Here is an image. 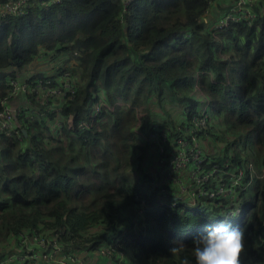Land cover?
Segmentation results:
<instances>
[{"label": "trees", "instance_id": "1", "mask_svg": "<svg viewBox=\"0 0 264 264\" xmlns=\"http://www.w3.org/2000/svg\"><path fill=\"white\" fill-rule=\"evenodd\" d=\"M212 1L28 0L25 13L0 21V99L15 70L39 54L68 55L56 71L79 80L61 107L58 134L31 117L21 139L0 135V258L6 240L35 231L56 235L66 253L117 240L127 264H195L193 241L224 220L244 231L241 264H264V12L256 6L250 24L210 29ZM151 98L186 108L177 114L176 105L175 116L161 106L168 120L155 123L171 137L185 134L190 116L207 106L215 126L198 134L203 169L251 163L258 171L239 187L237 204L204 197L150 207L142 219L131 213L156 190L148 196L139 185L153 174L140 167L151 166Z\"/></svg>", "mask_w": 264, "mask_h": 264}, {"label": "built area", "instance_id": "2", "mask_svg": "<svg viewBox=\"0 0 264 264\" xmlns=\"http://www.w3.org/2000/svg\"><path fill=\"white\" fill-rule=\"evenodd\" d=\"M130 0H124L127 4ZM260 0H232L230 7L215 21L209 24V28H223L229 23L246 21L250 24L255 17L254 7H264V1ZM213 2V1H212ZM28 0H2L0 1V21L8 15H20L28 10ZM40 58H46L43 54ZM47 59V58H46ZM29 74L24 79L18 75L9 79V90L0 99V135L15 136L21 139L26 130L25 119L35 117L45 120L47 116H53L54 124L50 126L47 135L57 133L64 119L61 116L63 103L71 98L76 90L78 78L68 71H54L45 77H32ZM32 94L34 102L40 106L35 107L28 95ZM23 98L22 102L15 100ZM101 100L96 102L94 110L98 111ZM211 116L207 106L203 104L200 110L190 116L188 124L184 127L185 134L171 137L169 128L152 125V131L147 132V141L150 150H153L147 170L151 169L152 185L156 188L151 201L140 198L135 206L134 213L139 218L145 215L150 207H174L178 201L187 200L194 204L200 198L212 199L220 196L229 201L238 203V192L241 185L247 186L256 174L254 166L242 164L236 169H229L230 164L223 166L211 165L203 169L206 157L203 152V144L199 139L200 132L206 134L211 126ZM83 127L82 123L79 125ZM58 134V133H57ZM145 174V171H144ZM148 175V173H147ZM261 176V175H259ZM248 178V181L245 179ZM150 195V189L147 188ZM174 198V199H173ZM1 248L5 250L0 259H12L22 257L28 264H34L39 253L48 252L54 256L62 248L56 235L38 233L35 231H23L6 240ZM101 257L100 264H127L125 252L119 246L117 240L108 241L99 245L94 250ZM61 259H74L73 252L66 253ZM64 262L61 260L60 264ZM54 264V263H50Z\"/></svg>", "mask_w": 264, "mask_h": 264}, {"label": "clouds", "instance_id": "3", "mask_svg": "<svg viewBox=\"0 0 264 264\" xmlns=\"http://www.w3.org/2000/svg\"><path fill=\"white\" fill-rule=\"evenodd\" d=\"M245 247L244 231L239 225L220 221L206 230V234L193 241L195 264H241V253ZM183 243L174 245L170 252L177 254ZM183 264H189L187 258Z\"/></svg>", "mask_w": 264, "mask_h": 264}, {"label": "crops", "instance_id": "4", "mask_svg": "<svg viewBox=\"0 0 264 264\" xmlns=\"http://www.w3.org/2000/svg\"><path fill=\"white\" fill-rule=\"evenodd\" d=\"M229 7H230V4L226 2V0L225 1L224 0H214L212 2L211 8L207 15L208 23L215 21L220 15H222V13L228 10ZM258 8L260 11L264 12V7L259 5ZM40 55L41 54H39V56ZM39 56H36L35 58H33V60L29 64L24 65L23 67L19 69H16L14 75L15 76L18 75L21 79H24L29 74H35V73H45L47 75H50L57 68L61 67V65H63L65 61H67V60L62 61V59L59 58V56L54 60L40 58ZM74 63H75L74 61L68 60V64L71 65ZM18 100L21 103L23 98L21 97L20 99L15 100L14 103H17ZM162 112H163V109H162ZM155 122H157V120H152V123H155ZM143 189H145V191L147 190V188H143ZM63 255H64L63 250L56 252L54 256L51 255V253L49 252L47 254L39 253V255L35 258L34 264H50V263L60 264L61 260L64 262L63 264H100L101 262V257L94 250L81 249L79 251L73 252L74 259H61ZM21 258L22 257H17V258H12V259H0V264H28L25 260L29 261V259H21Z\"/></svg>", "mask_w": 264, "mask_h": 264}, {"label": "rangeland", "instance_id": "5", "mask_svg": "<svg viewBox=\"0 0 264 264\" xmlns=\"http://www.w3.org/2000/svg\"><path fill=\"white\" fill-rule=\"evenodd\" d=\"M225 1V0H224ZM263 1V0H261ZM226 2H228L229 4H231V1L230 0H226ZM59 58L63 60H66L68 59V55L66 54H63V55H60ZM72 61V60H71ZM100 98H101V93H100ZM202 100H205V96L202 95ZM98 101H100V99H98ZM176 103H179V104H172V103H169V102H161L158 103V101H156L154 98H151L148 102V107H149V115L151 117L152 120H157L159 123H162L163 121H167L168 118H166V116L164 115V113L162 112V107L163 106L164 108L166 107V109H168L173 115H175V106L178 105L179 106V110L177 111V114L179 113H183L182 110L183 109H186L183 105L182 102H176ZM177 116V115H175ZM52 117L53 116H47V122L49 123V125H53L54 124V120H52ZM214 115L211 113V118H213ZM162 120V122H161ZM44 123H45V120H42ZM211 121V126H210V129L213 130L214 126H215V121L212 122V119H210ZM213 124V125H212ZM47 126V130L50 129V126L46 125ZM163 126L165 128H167L168 126H166L165 124H163ZM209 142H211V140L209 139ZM25 143V142H24ZM212 143V142H211ZM152 153H153V150H150ZM131 161H132V167H131V171L130 173L132 174V179H133V182L136 184L137 181H136V178H137V169H138V163H139V160L137 159V157L135 156V154H133L132 158H131ZM144 168H145V175L147 176V160L144 162L143 160L140 161V167L142 168V165H144ZM258 173V171H256V174ZM139 182V181H138ZM139 185L143 188H148L150 190H152V181L151 183H149L147 181V183H144V182H139ZM155 190V188H154ZM156 191V190H155ZM135 210V209H134ZM131 213H134V211L132 210Z\"/></svg>", "mask_w": 264, "mask_h": 264}, {"label": "water", "instance_id": "6", "mask_svg": "<svg viewBox=\"0 0 264 264\" xmlns=\"http://www.w3.org/2000/svg\"><path fill=\"white\" fill-rule=\"evenodd\" d=\"M23 132H25L26 133V131L24 130Z\"/></svg>", "mask_w": 264, "mask_h": 264}]
</instances>
